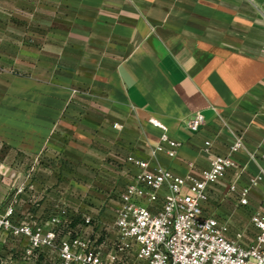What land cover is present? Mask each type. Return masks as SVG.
<instances>
[{"label":"crops","instance_id":"1","mask_svg":"<svg viewBox=\"0 0 264 264\" xmlns=\"http://www.w3.org/2000/svg\"><path fill=\"white\" fill-rule=\"evenodd\" d=\"M77 1L86 3L94 35L89 41L95 44L89 45L95 53L86 75L87 104L71 106L70 113L80 116L64 121L57 116L60 90L51 87L54 105H25L23 122L8 107L9 116L0 118V212L13 202L16 221L48 227L63 211L77 234L90 237L99 230L113 239L118 194L135 172L126 159H149L160 141L161 131L150 120L180 143L173 159L159 154L153 167L176 176L188 174L189 165L206 169L240 137L243 150L233 159L243 174L236 187L264 175V92L253 90L251 60L231 53L228 36L238 27L230 0L218 6L210 0ZM49 113L55 118L50 122ZM196 113L204 123L193 133L187 122ZM233 181L229 172L211 189L208 211L230 227L231 236L242 233L240 244L248 246L255 232L250 218L264 210V180L245 206L229 193ZM3 257L12 264L56 263L53 250L26 256L21 239L7 241Z\"/></svg>","mask_w":264,"mask_h":264},{"label":"built area","instance_id":"2","mask_svg":"<svg viewBox=\"0 0 264 264\" xmlns=\"http://www.w3.org/2000/svg\"><path fill=\"white\" fill-rule=\"evenodd\" d=\"M149 122L161 131L160 141L149 159H126L135 172L132 182L118 194L113 239L99 230L90 237L77 234L67 226L63 211L48 221V227L18 222L11 202L0 212V264L13 263V259L3 257V247L11 239L24 242L26 256L36 251H55V264H264V213L251 216L253 241L242 246L243 234L231 236L230 227L208 211L211 189L229 172L234 177L229 193L243 206L247 205L249 192L263 179L260 173L250 177L245 187H236L243 172L233 156L242 147L241 138H234L226 155L213 156L208 168L196 171L189 165L188 174L176 176L151 163L159 154L173 159L180 143L168 137L160 122ZM203 123V116L196 113L187 128L197 133ZM204 148L208 151L210 143L205 142ZM84 223L89 226L91 220L85 219Z\"/></svg>","mask_w":264,"mask_h":264},{"label":"rangeland","instance_id":"3","mask_svg":"<svg viewBox=\"0 0 264 264\" xmlns=\"http://www.w3.org/2000/svg\"><path fill=\"white\" fill-rule=\"evenodd\" d=\"M210 1L217 6L220 3ZM229 3L238 27L233 38L228 36L233 40L231 53L251 60V67L256 69L253 68L256 71L253 90L263 94L264 0ZM83 5L86 3L77 0H0L1 120L9 116L8 107H15L17 122H23L25 105L40 104L41 100L54 105L53 88L60 90L61 98L57 101L61 108L57 116L64 121L72 122L79 115L70 113L71 106L87 104L86 75L95 53L89 45L95 44L93 39L89 41L94 35L88 31L89 17ZM51 116L54 115L49 113V122L55 119ZM262 177L252 190L262 183Z\"/></svg>","mask_w":264,"mask_h":264}]
</instances>
